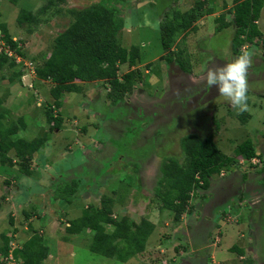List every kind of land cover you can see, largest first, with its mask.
I'll list each match as a JSON object with an SVG mask.
<instances>
[{
    "label": "rangeland",
    "instance_id": "1",
    "mask_svg": "<svg viewBox=\"0 0 264 264\" xmlns=\"http://www.w3.org/2000/svg\"><path fill=\"white\" fill-rule=\"evenodd\" d=\"M45 1L0 0V22L22 43L25 58L37 57L34 64L40 62L38 57L47 51L56 31L67 25L70 18L63 10L79 9L97 0H54L60 14L53 15L51 9L34 23L16 24L20 7L35 11ZM123 1L118 4L122 5V26L117 42L126 48L136 45L140 62L131 67L119 65L117 74L138 69L142 75L116 105L105 103L102 82L80 83L85 94L64 92L60 106L52 107L62 117L60 127L49 129L43 108L52 100L48 94L51 83L35 79L30 70L23 71L21 82H9L6 76L11 69L4 66L0 70V93H6L0 103L3 122L11 124L21 117L23 122L16 123L19 136L29 140L45 134L47 138L33 153L31 175L0 165V245L9 244V255L4 258L0 254V259L4 264H18L21 258L16 253L21 242L35 232L47 246V256L40 264H264V238L258 231L264 219L257 215L264 211V189L259 184L264 182V63L252 61L247 110L242 112L249 117L243 120L217 88L207 89L203 83L194 82L206 66L232 60L234 27L227 11L231 1L203 0L193 22L195 28L174 35L169 52L180 48L187 70L161 58L167 50L160 45L158 24L165 15L169 18L172 10L184 11L194 1ZM262 14L264 0L258 19L260 35L240 45L239 53L255 47L264 51ZM220 21L225 25L216 29ZM145 63H149L146 71ZM187 133L200 137L213 133L214 144L228 156L248 136L260 158L251 163L238 162V157L230 171L222 170L218 178L211 176L208 189L192 192L191 209L175 220L171 211L158 205L152 188L161 160L174 156L182 161L178 139ZM42 154L41 160L38 156ZM8 155L13 157L12 151ZM43 168L45 175L35 176ZM71 177L82 190L77 187L74 195L66 196L62 189ZM6 178L7 185L2 182ZM100 196L110 199L113 216L124 215L135 222L143 217L153 224L143 250L124 262L90 252L91 232L84 230L67 237L64 232L65 219L98 205ZM244 213L247 217L242 221ZM24 214H30L26 222ZM8 215L13 217L12 224ZM110 229L105 226V230ZM232 245L241 248L242 254L230 249Z\"/></svg>",
    "mask_w": 264,
    "mask_h": 264
},
{
    "label": "trees",
    "instance_id": "2",
    "mask_svg": "<svg viewBox=\"0 0 264 264\" xmlns=\"http://www.w3.org/2000/svg\"><path fill=\"white\" fill-rule=\"evenodd\" d=\"M15 1L11 0L13 3ZM56 1L62 2L63 0ZM193 1V4L184 11L172 10L170 17L167 18L165 15L158 24L160 45L162 49L167 50L161 58L165 62H174L182 70H187L188 67L181 56V49H177L176 52H169V50L176 33L180 30L186 32L195 28L193 22L200 12L203 0ZM230 1L231 8H227V11L230 12V24L234 27V33L230 39V51L236 54L240 45L244 42L251 43L254 37L260 35L258 24L255 21L259 19L262 0ZM123 2V0H97L79 9L68 7L65 11L63 10L70 18L67 25L56 31L47 51L38 57L40 62L35 64L33 61L37 57L25 58L22 43L16 38L12 40L6 24L0 22V39L3 43L21 58L32 61L35 79L51 83L48 94L52 100L43 108L49 129L60 127L62 117L57 110L53 111V108L60 106V98L64 92H77L84 95L80 83L100 81L105 85L104 97L108 105H116L132 91L134 84L141 77L142 72L138 69L125 70L119 76L117 74L119 65L126 64L131 67L137 66L140 62V52L136 45L126 48L117 42L116 36L122 26V5L118 6V4ZM54 4V0H46L35 11L20 7L14 20L19 26L24 24L27 26L34 23L42 14L50 12L51 9L54 11L53 15L60 14L59 7L57 8L56 5L54 7ZM206 11L210 13L211 8H206ZM220 16L223 17L222 14ZM223 25L225 23L220 21L216 29ZM4 66L11 69L6 76L7 81L20 82V76L24 71L21 64H16L12 57L0 53V70ZM144 66L146 71L149 63H145ZM5 95V92L0 93V103ZM237 115L240 120H243L249 114L239 112ZM2 117L3 114L0 112V165L13 166L16 167L18 174L31 175L29 165L33 159V153L46 143V135H38L28 140L19 136L20 131L16 123L23 122L21 117L11 124H5ZM262 137L264 138V132ZM212 138L213 133H208L204 137L196 133L184 134L178 139L182 161L174 156H167L159 164V176L152 188L153 196L158 200L161 208L172 212L175 220L191 209L189 198L192 192L208 189L211 176L217 175L216 178H218L222 170L230 171L231 167L236 165L235 159L238 157L244 160L253 156L260 158V153L248 136L233 147L230 156L224 154L214 144ZM9 151H12L15 160L8 155ZM245 175L243 172L242 176ZM2 182L7 185L9 179L6 178ZM259 184L264 189L262 180ZM65 185L62 192L66 196L74 195L79 187L72 177ZM29 217L30 214L23 215L25 221ZM241 217L243 221L247 216L244 213ZM12 218L8 215L10 224H12ZM105 226H111L112 229L105 230ZM152 229V222L143 217L135 222L124 215L113 216L110 199L101 196L98 199V205L90 206L89 209L86 207L76 217L65 219L64 225L66 237L87 230L91 232L88 244L90 252L104 258L115 257L121 262L143 250L144 242ZM18 249L20 252H17L16 256L21 258L18 264H40L47 256V246L43 245L41 236L35 232L21 242ZM230 249H235L242 254V249L234 245ZM8 250V243L1 244V257L6 258ZM1 263L4 264V260L0 259Z\"/></svg>",
    "mask_w": 264,
    "mask_h": 264
},
{
    "label": "clouds",
    "instance_id": "3",
    "mask_svg": "<svg viewBox=\"0 0 264 264\" xmlns=\"http://www.w3.org/2000/svg\"><path fill=\"white\" fill-rule=\"evenodd\" d=\"M251 66L252 53L244 49L231 61L222 65L206 66L202 73L194 78V82L203 83L207 89L217 88L220 96L243 112L247 110L248 75Z\"/></svg>",
    "mask_w": 264,
    "mask_h": 264
},
{
    "label": "built area",
    "instance_id": "4",
    "mask_svg": "<svg viewBox=\"0 0 264 264\" xmlns=\"http://www.w3.org/2000/svg\"><path fill=\"white\" fill-rule=\"evenodd\" d=\"M13 39L14 38L12 37V40ZM0 53H5L7 56L12 57L16 64H18V63L21 64L22 70L26 71V73H27V71L30 70L32 72L33 76H34V70H33L34 65H33L32 61H30L28 59H23L19 55L13 53L12 50L9 49V47L7 45H5L1 39H0ZM243 160L244 159L241 158V159H239L237 161L238 162H242ZM247 161L251 162V163H255L256 161H258V158L253 156L250 159H248Z\"/></svg>",
    "mask_w": 264,
    "mask_h": 264
},
{
    "label": "flooded vegetation",
    "instance_id": "5",
    "mask_svg": "<svg viewBox=\"0 0 264 264\" xmlns=\"http://www.w3.org/2000/svg\"><path fill=\"white\" fill-rule=\"evenodd\" d=\"M258 21L259 20H257V21H255V23H257L258 24ZM261 31V30H260ZM241 47V46H240ZM239 47V48H240ZM248 49V48H247ZM231 52V51H230ZM251 53H252V61H256V60H258V59H260V60H262L263 61V63H264V51H262V49H260V48H258V47H255V49L254 50H252L251 51ZM240 53H239V50H238V52H236V54H233L232 52H231V55H230V58H232V59H234L236 56H238ZM257 55V56H256ZM256 56V57H255ZM261 61V62H262ZM252 68H250L249 70H251ZM263 154H264V151H263ZM150 155V154H149ZM148 155V156H149ZM147 156V157H148ZM141 158H143L142 160H144V159H146V155L145 156H141ZM222 173V172H221ZM258 215V217L259 218H261V219H264V211H262L261 213H258L257 214ZM249 217V216H248ZM264 221V220H263ZM262 225H263V228H264V223H262L261 222V224H259V229H258V231L260 232V231H262V233L263 234H261L260 236H263V238H264V230L262 229ZM256 235V232L255 233H252V235ZM254 235H253V238H254ZM258 238V237H257ZM260 251V250H259ZM260 253V252H259ZM261 253H264V248H263V250L261 251Z\"/></svg>",
    "mask_w": 264,
    "mask_h": 264
},
{
    "label": "crops",
    "instance_id": "6",
    "mask_svg": "<svg viewBox=\"0 0 264 264\" xmlns=\"http://www.w3.org/2000/svg\"><path fill=\"white\" fill-rule=\"evenodd\" d=\"M263 15V14H262ZM263 18H264V15H263ZM263 22V21H262ZM100 81H95L94 83H99ZM84 91V94H85V90H83ZM105 103H107L108 104V102H105ZM110 106H112V105H110ZM25 127H26V125H25ZM43 156V157H42ZM42 156L40 155V156H38L41 160L44 158V154H42ZM34 160V159H33ZM48 162V161H47ZM45 171H44V168H43V170H41L40 169V171L38 172V174H36L35 176H38V175H41V177H43V175H45ZM43 179V178H42ZM80 190H82V188L80 189ZM197 208H198V206H197ZM26 222V221H25ZM24 222V223H25ZM15 231H16V229H15Z\"/></svg>",
    "mask_w": 264,
    "mask_h": 264
}]
</instances>
